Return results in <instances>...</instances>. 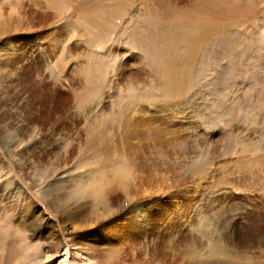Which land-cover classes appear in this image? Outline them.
<instances>
[{"label": "rangeland", "instance_id": "rangeland-1", "mask_svg": "<svg viewBox=\"0 0 264 264\" xmlns=\"http://www.w3.org/2000/svg\"><path fill=\"white\" fill-rule=\"evenodd\" d=\"M0 235L264 264V0H0Z\"/></svg>", "mask_w": 264, "mask_h": 264}, {"label": "bare ground", "instance_id": "bare-ground-1", "mask_svg": "<svg viewBox=\"0 0 264 264\" xmlns=\"http://www.w3.org/2000/svg\"><path fill=\"white\" fill-rule=\"evenodd\" d=\"M28 208L30 210L31 206H28ZM6 253H7V256H6ZM3 257H6V260H4ZM28 260H31L30 263L28 264H63L62 262H57V260L53 261L49 259L48 256H46L44 253H42L41 251H37L35 249L26 250L22 248L21 250L20 247H16L14 248V250H12V249H5V247L0 246V264H6V263L7 264H26ZM73 263L79 264L77 262H73Z\"/></svg>", "mask_w": 264, "mask_h": 264}]
</instances>
